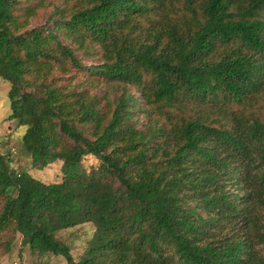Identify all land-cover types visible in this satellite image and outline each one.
Instances as JSON below:
<instances>
[{
    "label": "trees",
    "instance_id": "trees-1",
    "mask_svg": "<svg viewBox=\"0 0 264 264\" xmlns=\"http://www.w3.org/2000/svg\"><path fill=\"white\" fill-rule=\"evenodd\" d=\"M45 1L0 0V77L33 166L63 176L0 152V246L14 231L67 264H264V0H50L31 26ZM85 223L77 260L57 233Z\"/></svg>",
    "mask_w": 264,
    "mask_h": 264
},
{
    "label": "rangeland",
    "instance_id": "rangeland-1",
    "mask_svg": "<svg viewBox=\"0 0 264 264\" xmlns=\"http://www.w3.org/2000/svg\"><path fill=\"white\" fill-rule=\"evenodd\" d=\"M24 0H22L23 2ZM36 1V0H35ZM46 0L38 10V15L33 18L31 26H39L46 22L48 16L53 11V4ZM60 4V1H55ZM31 4H34L32 1ZM82 62L90 65L94 62L91 58L78 51ZM104 89H107L105 87ZM10 83L0 77V152L11 157L10 167L16 170H25L32 176L45 182H58L62 180V161H57L47 167L39 168L33 166L30 155L22 146V136L26 131L25 125H19L16 118H9L10 98L8 92ZM136 93V89L132 88ZM187 114L207 115L216 125L226 124L229 120L224 115L221 108H212L211 105H203L195 102H189L186 109ZM254 111L260 117L264 118V97L255 106ZM147 118L141 116V120L146 122ZM220 123V124H219ZM3 207V200H0V211ZM94 232L93 223H85L73 228L64 229L57 233V237L67 243L72 250V254L78 260L85 252L89 239ZM3 236L4 242L0 246V264H67L64 257L53 254H41L22 243L23 236L14 231H6Z\"/></svg>",
    "mask_w": 264,
    "mask_h": 264
}]
</instances>
